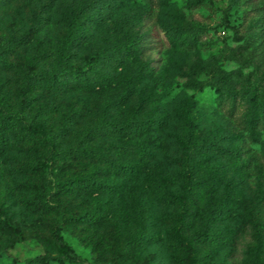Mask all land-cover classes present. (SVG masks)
Returning <instances> with one entry per match:
<instances>
[{
  "label": "rangeland",
  "instance_id": "374dc122",
  "mask_svg": "<svg viewBox=\"0 0 264 264\" xmlns=\"http://www.w3.org/2000/svg\"><path fill=\"white\" fill-rule=\"evenodd\" d=\"M79 2H87L86 20L91 25L86 41L74 48V60L104 37L114 38L136 27L150 28L151 47L126 57L113 69L117 77L142 64L146 74L116 107L106 105L120 89L114 80L90 91L48 93L24 115L20 113L32 135L0 153V217H8L18 226L14 232L0 227V264H21L26 257L42 252L59 254L63 244L79 259L48 260L46 264H264V126H254L256 139L247 136L234 117L216 103V91L205 83L209 73L194 71L202 65L232 70L239 98L254 95L256 77L264 74V58L256 66L246 55L252 47L264 49V0H2L0 38L27 30L33 12L44 21L25 43L14 48L9 56L11 66L0 69V112L13 109L19 76L50 57L51 45L63 30V7ZM149 58L152 67L147 64ZM150 96L155 98L150 100ZM45 104H53L55 109L41 112ZM102 108L117 118L161 112L165 121L157 130L125 136L104 134L89 144L102 146L112 157H132L118 148L127 141L153 139L159 147L146 169L127 179L121 191L59 193L58 179L92 164L65 157L62 152L81 143L82 127ZM237 109L245 114L247 107ZM78 111L81 114H76ZM66 112H71L74 125L69 132L60 133L57 130ZM222 133L219 147L239 146L240 152L227 157L218 148L194 151L191 155L197 174L208 172L218 160L225 167L213 190L203 189L185 199L187 145ZM23 163L33 168L18 169ZM146 174L164 182L179 202L156 200L145 184ZM229 179L235 183L236 196L223 203L227 210L212 222L226 239L203 242L197 250L187 249L186 241L168 244V232L179 228L190 234L202 226L204 213L219 201ZM139 185L144 186L148 210L156 219V239L133 244L126 252L121 250L123 239L138 230L131 188ZM103 197L108 202L101 223L66 219L67 214L88 209L93 200Z\"/></svg>",
  "mask_w": 264,
  "mask_h": 264
},
{
  "label": "trees",
  "instance_id": "16d2710c",
  "mask_svg": "<svg viewBox=\"0 0 264 264\" xmlns=\"http://www.w3.org/2000/svg\"><path fill=\"white\" fill-rule=\"evenodd\" d=\"M111 0H103L108 3ZM2 0H0V5ZM87 2H79L75 5H65L61 12L62 32L53 41L50 48V57L43 58L41 65L32 72H23L19 76L18 98L13 102V109L7 108V112H0V153L14 144L26 141L32 135V131L24 123V115L28 108L35 102L42 100L48 93H64L72 89L90 91L96 86H102L117 80L119 92L107 101V107H116L126 101L131 93L134 84L140 81L146 74L142 64H137L131 71L117 77L113 69L123 64L126 57L135 52L145 53L151 47L150 28L141 29L136 27L133 31L122 33L119 36L104 37L96 44L88 45V50L82 58L74 60V48L86 41L89 35L87 22ZM92 15V14H91ZM44 17L33 12L27 30L19 34H12L5 39L0 38V69H8L11 66L10 54L19 44L25 43L43 23ZM247 58H253L258 66L264 58V49L250 48ZM152 59L147 64L151 66ZM152 67V66H151ZM205 70L209 78L205 82L216 91V103L233 116L235 122L246 135L256 139L254 126H264V74L256 77L258 88L254 95L249 98H239L238 81L234 78L232 70H224L218 66L207 65L196 66L194 71ZM155 97L150 96L153 100ZM247 107L245 114L239 113L238 106ZM14 106L16 109H14ZM55 109L52 105H43L41 112L51 113ZM71 112L63 114V122L60 133H67L73 128ZM81 114V112H76ZM165 121L161 112H150L148 114L136 115L127 114L121 118L110 117L105 108L82 127L80 144L76 147H69L62 152V155L69 158L84 160L92 163L88 168L81 166L75 171H69L56 182V190L59 193H72L76 190H84L94 194L114 193L123 190L126 180L135 178L147 167L148 160L152 157L153 151L159 147L157 141L147 139L144 141H127L118 145L123 153L131 156L112 157L100 145L89 144L96 136L112 134L125 136L130 134H142L150 130L159 129ZM44 125V122H42ZM224 134L214 138H205L200 142L190 141L187 145L185 160L187 161V186L185 199L192 198L203 189L213 190L221 178V170L225 167L223 161L218 160L206 173L197 174L194 167L192 155L194 151L218 148L227 157L240 152L239 146L235 149L219 147V140ZM198 160H196L197 162ZM32 164L23 163L18 166L20 170H30ZM145 184L154 194L156 200L170 203L179 202L178 198L169 193L166 184L153 176L145 175ZM234 182L227 180L223 193L216 205L204 213L203 223L200 228L190 234H183L182 230L176 228L165 235V240L172 246L187 242V249L197 250L203 242H222L226 235L218 232L212 227L213 219L221 217V213L227 210L224 202L233 200L236 196ZM133 197V213L138 225V230L123 239L121 250L128 251L133 244L140 245L147 241H153L155 236L156 219L148 210L147 198L143 195L144 186L139 185L131 188ZM199 191V192H198ZM187 197V198H186ZM106 197L92 201L88 209L67 214L66 219L77 222H98L101 223L107 215ZM163 216V215H162ZM164 217V216H163ZM166 217V215H165ZM0 227L8 231H18V226L0 217ZM63 251L59 254L47 252L37 253L26 257L21 264H46L48 260L62 262L68 260L75 262L79 256L67 245L63 244ZM145 260H148L147 258Z\"/></svg>",
  "mask_w": 264,
  "mask_h": 264
}]
</instances>
